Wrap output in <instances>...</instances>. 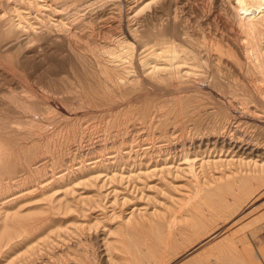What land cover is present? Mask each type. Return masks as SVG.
<instances>
[{
  "label": "rangeland",
  "instance_id": "374dc122",
  "mask_svg": "<svg viewBox=\"0 0 264 264\" xmlns=\"http://www.w3.org/2000/svg\"><path fill=\"white\" fill-rule=\"evenodd\" d=\"M240 1L264 32V0H0V264H190L218 246L264 264V123L219 94L249 84ZM202 34L226 51L212 87Z\"/></svg>",
  "mask_w": 264,
  "mask_h": 264
},
{
  "label": "bare ground",
  "instance_id": "6f19581e",
  "mask_svg": "<svg viewBox=\"0 0 264 264\" xmlns=\"http://www.w3.org/2000/svg\"><path fill=\"white\" fill-rule=\"evenodd\" d=\"M240 2L242 4V10H244L243 12L245 14L244 15L241 12L242 14L240 15L246 16V20L242 19V22L250 23L249 30L252 41H250L249 45H245V47L247 48V50L245 51V57L247 59L246 68H244V65H240L238 67L240 73L246 74L247 78L249 79V84L248 86H246L243 80V82L241 81V84L238 87L247 88L249 93L246 90V93L241 95L236 89L233 88V86L229 85V91L220 90L219 94H221L222 101H228V103L234 102V104L236 103L240 105L241 109L243 110V112L241 111L242 113L240 114H243L244 111L251 113V116H249L251 119L249 121L264 123V116L256 115L258 111V105L264 107V32H260L259 35H257V31L254 24L256 20V18L254 17V14L256 12L255 8L252 5L245 3L244 1ZM169 53L173 62L172 64L174 65L175 59L179 57L178 50L174 47L171 48ZM225 54V49L214 36L210 34H202L201 38H197L195 42V68L201 69V71L203 72V74L196 79L199 82V86L208 84L209 87H212L214 85L212 81L218 75L222 77L229 76V72H225L220 66V64L224 62L223 58ZM216 60L218 62H216ZM257 61L261 63V67L259 69H256V66H254ZM217 65L219 66L217 67ZM234 110L238 111L237 109ZM231 111H233V109ZM225 128H227L229 131V126H225ZM252 146V154L258 153L260 151L256 150V148H258L257 146ZM258 156H260V153L258 154ZM257 164L258 162L256 161L255 165ZM260 171L264 173V170ZM225 242L232 243L229 239L225 240ZM218 248L219 249L216 252H213L211 250L207 252L203 257L191 261L190 264H209V259L212 256L216 258V264H243L245 254H239L238 252H236V254L234 253L233 255H229V253H227L224 247L218 246ZM247 253L248 254L246 256H253L251 249H248Z\"/></svg>",
  "mask_w": 264,
  "mask_h": 264
},
{
  "label": "crops",
  "instance_id": "0c3cea01",
  "mask_svg": "<svg viewBox=\"0 0 264 264\" xmlns=\"http://www.w3.org/2000/svg\"><path fill=\"white\" fill-rule=\"evenodd\" d=\"M262 212H264V210ZM256 231H257V233H264V224L257 226ZM262 238H264V234H263Z\"/></svg>",
  "mask_w": 264,
  "mask_h": 264
}]
</instances>
